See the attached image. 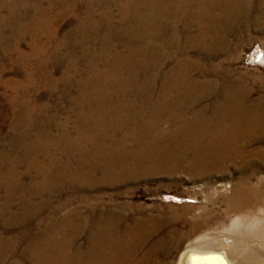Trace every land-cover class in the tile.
I'll return each instance as SVG.
<instances>
[{
    "label": "bare ground",
    "instance_id": "6f19581e",
    "mask_svg": "<svg viewBox=\"0 0 264 264\" xmlns=\"http://www.w3.org/2000/svg\"><path fill=\"white\" fill-rule=\"evenodd\" d=\"M27 1L0 0V84L12 90L15 81L5 83L2 60L16 54L12 64L23 65L26 51L21 39L51 22L36 12L29 19ZM49 1L52 10L57 7L73 14L84 10L85 18H78L76 26L79 35L74 31L67 35L71 45L80 47L66 57L72 64L70 76L60 81L54 79L52 67L37 70L50 92L63 82L60 97L69 93L77 112L65 122L46 115L37 131L34 115L37 108L48 105L34 104L26 97L30 87L25 86L19 93L15 88L17 92L5 95V107H0V122L7 121V111L15 121L14 136L0 148V189L5 192L0 199V225L23 226V241L35 234L39 244L21 253L26 264H164L159 257L167 255L170 246L166 236L153 239L152 217L127 220L124 208L97 200L94 207L89 204L92 209L87 213L81 209L58 222V229L42 225L40 218L60 194L81 192L82 184L100 192L102 186L177 173L203 180L244 175L226 203L229 223L219 215L197 217L192 227L201 233L184 248L177 264H264V189L252 183V176L264 166V103L235 88L217 92L216 79L193 78L198 71L217 74L204 60L210 62L231 49L233 42L225 36L236 34L240 41L239 31L261 26L264 0ZM34 10H43L40 2ZM17 24L22 32H13L11 43L2 32ZM46 52L40 53V63ZM192 52L201 61L191 60ZM28 76L33 85V76ZM73 79L77 95L71 93ZM29 130L36 134L30 147ZM11 152L23 157L6 154ZM222 184L220 192H227L229 187ZM69 226L72 234L66 235ZM83 235L85 248L78 243ZM15 244L0 231V264L18 255Z\"/></svg>",
    "mask_w": 264,
    "mask_h": 264
},
{
    "label": "rangeland",
    "instance_id": "374dc122",
    "mask_svg": "<svg viewBox=\"0 0 264 264\" xmlns=\"http://www.w3.org/2000/svg\"><path fill=\"white\" fill-rule=\"evenodd\" d=\"M27 2L30 5L29 7H31L28 13L29 19H31V17H35L36 13L38 15L43 13L41 14V17H44L45 20L51 22H49L50 24L48 23V26H46L44 29L33 30L32 34H25V38L21 39V49L24 52L26 51V60H24L25 63H23V65L21 62L16 65L12 64V61H14V59L16 58V54H12V56L10 55L9 58L2 60V63L6 69L4 75L5 83L15 81V84L13 86L17 89L18 93L21 90V87H30V91L28 93L30 96H28L26 92V97L31 99V101L34 104L36 103L38 106L45 107L46 105H48L45 108L46 110H40V108H37L36 114L34 115L35 130L38 131V128H40L39 120L44 116L50 115L58 121L65 122L70 114L77 110L74 107V103L72 102L69 93L64 95L63 98L60 97V90H64L65 88L63 82L57 90H55L54 92H50V87H48V85L45 83V79L42 77V75L37 73V70L44 66L46 68L52 67L55 70V73L53 74L54 79H58L60 81L70 76V73L68 72H70V65L72 64H70L68 58L66 57L72 52L74 53L80 51V47L71 45V43H69L67 35L72 33L73 31L74 34H78L77 24L80 23L78 21V18L80 19V21L83 20L85 18V14L84 10L80 9H77L74 14L70 11L62 10L57 7L53 8L52 10L49 4V0H29ZM38 2L41 3L43 12H37V10H34ZM101 11L102 10H99V13H101ZM256 15L257 14H255V17ZM114 18L115 22L119 20V13L117 10L114 11ZM57 22L59 23L57 24ZM18 28H21L18 26V24L13 28H11V26L5 27V30L2 33L4 36H6L7 41H10L12 43L10 35H12L13 32H22ZM249 29H245V31H239V35H241L240 37L242 38L240 41H238L239 39L236 34L232 36H225L227 40H230L231 43L233 42L231 49H229V51H227V53L225 54H217L212 59H210V62H208V60H204V63L209 66L207 68H210L211 70H214V67L216 68L215 70L217 74L214 73L215 76L214 74H211L210 71H206L204 73H200L198 71L194 72L193 78H206L209 80L216 79L218 82V86L216 89L217 92L223 91V88L226 87L235 88L234 90H236L237 92L238 89L242 93H245L246 91L250 92L252 100H259L263 101L264 103V16L261 26H258L256 28L250 27ZM167 32L168 34H170V31ZM52 33H54V35ZM91 39L92 41L96 40L95 38ZM42 51H47V54H45V56L43 55L46 58L43 57V60H41L43 62L40 63V59L38 60V58L40 57L39 55H41L40 53ZM190 55L191 60H193L194 62L201 61V57H199L197 53L192 52V54ZM58 56L60 59L57 58ZM48 58L49 60H46ZM22 67L25 68V71H23ZM217 69H219V71H217ZM29 73L33 76V85H31L29 82ZM75 80H72L71 88H69L72 89V92L70 91L72 94L77 95L79 93L78 88L75 86ZM15 88L12 90L11 88L4 87V84H0V107H5V95H10L13 91L17 92L15 91ZM7 112L9 113L7 121L0 122V148L5 143L7 144L6 139L14 136V132L12 131L11 127L12 125H14L13 123L15 121L12 118L11 113L9 111ZM29 115L30 114L26 106V120L29 119ZM72 125L73 124L70 123V127H72ZM54 132L56 133V130ZM29 133L30 135L26 137V143L30 147L31 141H35L34 139L36 137V134H34L35 132L33 130H29ZM31 151L33 152V150ZM6 154H10V157H23V154H14L12 152ZM24 168L25 165H22L19 167V170L23 171ZM262 175L264 176V166L261 169H258L255 175L252 176V183L254 184V186L256 185V188L259 187V189H264V177H262ZM242 177H244V175L235 173L231 174L226 179L220 180V178L217 179L216 177H213L210 180H203L200 178L193 179L190 178L189 175H185L182 173H177L175 175L155 174L148 177H139L140 179H131L116 187L102 186V191L100 192L96 191L95 188L88 184H82L79 185L81 192H74V190H69L68 192L65 191L60 194L61 197L59 199H55L56 201L54 200L43 209V212L41 213L42 218L40 219L42 221V225L49 226V228L52 229H58V226H60L59 223H61L62 221H66L68 217L72 218V215L75 211H81L82 209L87 213L88 210L92 209L91 207L95 206L97 200L101 202V205L102 203H107L109 207H112V205L115 204L120 206L121 209L124 208V210L126 211V219H131L134 216H144L149 218L152 217L151 222L153 224L155 223L156 225V233L153 239H160L159 237L166 236V242L170 246L169 248V246L167 245L169 248L168 254H162L163 256L159 257V259L161 258L160 262L162 261L161 263L164 264H177L184 248L192 243L194 239L201 233L200 231L194 230L192 227L193 222L197 217H201L200 219H213L214 217L219 215L226 224L229 223L230 214L225 211L226 203L228 200L232 199L235 193L233 190L234 184L240 181ZM221 182L226 185L227 188L229 187L227 192H220L219 184L221 185ZM3 191L4 190L0 189V199L2 198V196L4 197L5 192ZM44 197L47 196H45L44 194ZM95 197H98L99 199H96ZM38 201H40V199H36V202ZM15 204L16 205L14 209H19L20 207L17 205V203ZM89 204L91 205V207ZM45 226L42 227L45 228ZM122 227L124 228L123 222L120 227V229L123 230ZM68 228L69 229L66 230V235L72 234L71 227L69 226ZM22 229L23 226L11 225L5 228L0 225V231L3 232L4 239L6 241L13 239V242L15 240V250L17 253L19 252L17 256L12 257L9 261L3 264H11L13 262H16V264H26L25 260H23L21 257V253L25 252V249L27 247H30L31 244L38 243V239L34 238L35 234L29 235V237L31 238L27 237L26 240L23 241L22 235H20ZM34 231L36 230H33V232ZM56 235L60 238L63 237L62 234L57 233ZM78 243L85 248L86 235H83ZM251 245H253V243H251ZM253 263L260 264L255 261Z\"/></svg>",
    "mask_w": 264,
    "mask_h": 264
}]
</instances>
